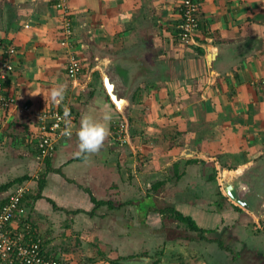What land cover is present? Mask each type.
Returning <instances> with one entry per match:
<instances>
[{"label": "crops", "instance_id": "crops-1", "mask_svg": "<svg viewBox=\"0 0 264 264\" xmlns=\"http://www.w3.org/2000/svg\"><path fill=\"white\" fill-rule=\"evenodd\" d=\"M61 1L68 11L58 6ZM183 2L0 0V65L6 48L11 45L17 48L14 70L6 82V91L17 97V104L0 109V185L30 175L21 185L15 182L0 192V206L16 186L25 187L27 194H36L44 166L32 134L38 129V115L56 110L65 102L72 103L77 112L72 136L58 143L53 157V168L62 172H49L43 197L33 201L31 207L26 206L24 222L12 223L20 229L28 224L32 235L43 240L44 251L49 256H56L66 264H98L100 256L89 262L82 260L71 240L58 237L62 228L81 233L82 243L78 247L81 251L88 250L84 238L93 216L97 215L107 223L98 230L101 243L110 244L113 249L111 257L106 259L108 264L136 256L151 257L154 264H243L244 253L236 252L232 263L234 254L222 250L215 242L202 251L199 244L193 252L166 251L172 255L167 256V240L159 233L163 231L161 215L153 212L145 219L134 204L145 199L147 193L158 197L169 186V182L156 189L152 186L166 181L150 174L151 167L156 165L154 156L158 154L156 150L151 154V149L154 145L156 149L160 147L155 132L160 131L164 142L168 141V146L176 151L179 145L184 146L180 140L183 135L196 136L191 145L197 149L204 142L205 145L211 141L219 143L216 128L221 123L210 119L208 125L202 120L199 125L207 129L201 134L196 127L199 116L224 119L225 125L227 117L243 116L250 126L254 123L248 117H253L264 128V0H201L199 29L190 44L178 38ZM67 14L69 18L65 19ZM66 20H70L73 32L69 44H63ZM72 52H76L85 68L79 83L73 82L67 72ZM103 68L110 72L111 81L118 87H127L123 100L128 120L118 118L121 113L106 88ZM114 71L118 76H114ZM61 84L65 86V96L59 102L53 101L51 91ZM105 104L114 114L109 135L98 153L86 157L79 153L78 147L81 117ZM122 120L128 125L127 143L118 138L116 125ZM145 132L152 134V142L148 143ZM249 142V148L257 153L264 149L263 135H253ZM150 144L153 146L149 147ZM141 153L144 159H140ZM175 153L173 162L199 158L194 154L187 157L182 149ZM196 166V163L188 165L181 180L191 179L194 174L190 169ZM142 190L144 195H140ZM198 193L193 186L180 188L167 200L185 207L194 206L192 211L189 207L182 210L190 211L200 225L210 227L207 222L215 223L222 217L214 212L213 198L196 199L201 197ZM217 194L221 195V191ZM92 196L113 204H126L113 209L101 206L97 209L99 213L96 210L95 215H90L94 207ZM51 201L59 208L55 209ZM226 206L231 207L230 202ZM73 210L79 211L72 213ZM225 227L219 230L221 239V232L230 228ZM109 228L114 233L112 241L106 238L111 233ZM135 229H141L140 234L146 230L160 234L159 244L165 245L164 250L161 247L164 256H153L149 248L136 252L132 241ZM144 238L150 240L151 235ZM191 240L201 242L198 237ZM151 243L147 245L150 247Z\"/></svg>", "mask_w": 264, "mask_h": 264}, {"label": "rangeland", "instance_id": "rangeland-1", "mask_svg": "<svg viewBox=\"0 0 264 264\" xmlns=\"http://www.w3.org/2000/svg\"><path fill=\"white\" fill-rule=\"evenodd\" d=\"M68 18H69V15L67 14V16H65V19H68ZM70 46L72 47L73 45H70ZM72 53H76V52H72ZM82 65L84 66L83 63ZM80 78L73 79L72 81L75 83L77 82L79 83ZM75 83H72L73 86H75ZM249 91H252V88H249ZM13 96L15 97L16 104H17V97L15 95ZM26 110L29 113L31 112L29 107H26ZM34 116L35 115H33L32 117ZM199 117L200 118L197 119L198 125L200 122L203 123V121L208 124V121L210 119H212L214 122L218 124L221 123V126L216 128L217 135H218L217 140L219 141L217 145L213 143L214 141L206 143V145L204 142L203 146H200V148L197 149L195 146L191 145V142L196 140L195 138L196 136H193L194 138L193 137L191 138L189 136L183 135L184 136L183 139H180V140L183 142L184 146L180 148V145H179L178 149H176L175 151L174 148H171L170 146H168L169 145L168 141L164 142V139H163L164 136L161 135L160 131L155 132L158 135L159 139L157 138V140L160 143V147H157L156 149L154 148L156 147L154 145L153 149H151V154L152 152H154V150L158 151V154H155L154 156V159L156 157V161H155L156 165L154 167H151L150 174L153 175L152 177H155L157 174L158 177L161 176L163 178H166V180L168 179L167 182H169L167 184L169 185L167 190H165L164 188L163 193L159 194L158 196L159 203H160L159 205L165 206V205L170 204L171 198L174 197L172 193L175 192V190H179L180 188L184 189L185 187L188 188L192 186L195 187V189L199 191L198 194L201 195V197H196V199L205 198L206 200H210L212 197L213 202H215L216 200L220 201L222 200V197L221 195L217 193H219V191H223V186L222 184H220L221 182H219V180H220V176H222V174L225 171H231V172L241 171L242 174L239 175V177L241 176L245 178L252 177V173L255 174L254 177L259 179V183H258L259 185L252 178L251 179L252 186L256 188V190L259 187L262 188V190L260 191V197H258L255 203L256 204L262 203V205L260 206L259 209L253 206L252 209H254V211L252 213L250 212V210L245 209L244 212H242L239 215V218L235 222L236 224L234 225V227H230L224 230L223 232H221L220 236L222 237V239H224L226 244L229 245L234 250V253L237 252L240 255L244 253V256H243L244 259H242L243 264H264V149L262 150L260 149L261 151L257 153L253 151L252 148H249V144H250L249 139L253 135H259V136L263 135L264 136V131H262L264 130V128L257 125L258 122L257 121L254 122L253 117H248L249 120H251V123H254L253 126L248 125L250 123H246V119H245L246 117H243V116L237 117L234 115L233 117H227L226 125L224 124V121H225L224 119L221 120L215 116L204 115L202 117L201 116ZM157 126L159 127V125ZM196 127L199 129V131H201V134L203 133L202 132L203 130L207 129L206 126H202L201 124ZM145 135H146L145 138L148 141V143L152 142L151 140L154 138L152 134L150 132H145ZM211 136L213 137V134ZM244 138H247V139L246 141L243 142ZM152 146H153L152 144L149 145V147H152ZM179 148L182 149L185 153L188 151L186 153L187 157L191 156V154H194V156L199 155L198 156L199 158H197L196 168L190 169L193 171L194 176L191 179H184V180L180 179V182H178L175 179V176H176V173L174 170L175 162H173V160H175L174 157H176V156L173 157V153L177 152V150H180ZM254 149L256 150V148ZM139 157L140 159L145 158L142 156V153ZM213 166H217L219 170L218 172L219 175H218V179H216L213 182H210L209 180H207L206 176H208L210 173H213L212 171ZM228 166H231V167L238 166V167L234 169H230V167ZM182 167H184V165H180V168H181L180 170L183 169ZM243 173L245 176L243 175ZM251 183L249 182V188L251 186ZM220 185L222 189L220 188ZM143 193L144 192L142 190L140 195H144ZM242 194L243 192H241V195ZM167 198L170 200H167ZM97 212L99 213L98 210ZM256 212H258L257 216H256ZM87 216L90 217V215L88 214ZM96 216H93V220L89 228V233L86 234L87 237L85 238L83 237L84 239L88 241L86 245L83 242L85 247L88 250L82 249L81 251V249H79L78 247L82 243L80 241L82 237L81 233L79 234L78 232H74V231H67V230L65 231L62 228L58 234V237L64 238L66 236L68 242L71 240L74 244V245L71 244L73 248L77 250V253L78 252L81 253L82 260L84 259L89 262L91 261V258L100 256L98 264H108L109 260H106V259H108V257H111L112 252H110V250L113 251V249H110V246H111L110 244L107 245V244L101 243L102 236L98 233L99 232L98 230L102 228L104 225H107V223L103 221V219H101L100 217H96ZM108 225L109 227H111L110 222H108ZM161 229H163L162 232H159L161 235L158 233H155V231H150V230H146L144 234H140L142 230L135 229L134 235L132 236L133 237L132 241L134 242L133 246L136 249L135 251L138 253H141L143 252V250H146L147 248H149L150 249L149 251L153 256L159 257V256H164L163 255L164 252L163 251L161 252V250L163 249L165 245L166 246L168 245L167 246L168 248H165L167 249L165 250V253L167 256L172 257V255L168 254L171 250L175 251V249H177L178 251H181L184 249L186 252H193L195 251L194 247L198 246L199 244V248L202 251L203 249L205 250L211 244V243L207 244V242L205 241L190 242L192 241L191 237H194V238L198 237L197 232H193L189 230L186 227V225H184L183 223L179 221H175V220L167 221V225L163 228L161 227ZM110 231L111 233L108 234L106 238L107 240L112 241L114 239V233L112 229ZM147 235H151L150 240L144 238V236H147ZM159 235L161 236L162 239L164 238L165 240H167L166 244L164 242L165 245H163L162 242L161 244H159V242L162 240L159 238ZM175 236L177 238H174ZM209 236L212 237L213 235L209 234ZM170 241L172 243H170ZM147 242H152L150 247L147 245ZM95 244L100 247L95 246ZM166 251H168V253ZM245 256L247 258H245ZM232 257L234 260H231V262L233 263V261L236 260L235 259L236 256L232 255ZM149 264H154V260L152 259Z\"/></svg>", "mask_w": 264, "mask_h": 264}, {"label": "built area", "instance_id": "built-area-1", "mask_svg": "<svg viewBox=\"0 0 264 264\" xmlns=\"http://www.w3.org/2000/svg\"><path fill=\"white\" fill-rule=\"evenodd\" d=\"M58 6L68 11L64 2H58ZM201 0H184L182 8V21L179 25L178 38L184 44L194 41L196 32L199 29V11ZM66 34L63 44H69L72 35L70 20H66ZM17 54V48L11 45L5 51V57L0 65V109H8L16 104V99L6 91V82L14 70L13 59ZM84 66L76 53H71L67 64L69 77L80 78ZM65 110L68 117L64 116ZM38 129L34 132L33 138L38 140L39 155L43 161L47 157H54L58 143L61 140L72 136L73 126L77 115L73 112L70 102L53 111H43L38 115ZM120 142L129 141L128 125L122 120L117 125ZM71 131V135H66ZM26 192L25 187L19 186L12 191L0 206V264H64L61 259L47 258L43 250L42 239L35 238L28 224L24 228H15L12 223L16 220L25 221L26 208L21 204L22 197Z\"/></svg>", "mask_w": 264, "mask_h": 264}, {"label": "trees", "instance_id": "trees-1", "mask_svg": "<svg viewBox=\"0 0 264 264\" xmlns=\"http://www.w3.org/2000/svg\"><path fill=\"white\" fill-rule=\"evenodd\" d=\"M3 44L5 45V41H3ZM6 50H7V48H6ZM12 73H11V75H12ZM70 104L72 106L73 112L77 114V112L74 109L73 104L72 103H70ZM118 118L124 119L122 114H120ZM130 120L132 121L131 118H130ZM34 140H35V150L39 154L38 140L37 139H34ZM52 163H53V156L47 157L44 160V167H43L42 171H40L39 177H38V185L39 186H38V189L36 191V194H32V193L27 194L26 192L24 193V195L22 197L21 204L25 208H27L26 206L31 207V205L33 204V201H36L37 199L43 197V192H44L45 186L47 184V175L49 174V172H60V173L62 172L61 170L53 168ZM195 163H197V159H195V158H191V159H188L186 161L175 162L174 163V170L176 173L175 179L177 181H179L183 177V175L186 173L185 168L188 165L195 164ZM180 165H184V168L182 170H180L181 169ZM228 167H230V169H234V168H237L238 166H235V167L228 166ZM212 171H213V173H211L209 179H207L210 182L218 179V175H219L218 174L219 170H218L217 166H213ZM27 179H30V175L23 176V177L15 180L11 183L0 185V192H4V191L8 190L15 182L17 184L21 185ZM165 183H167V180L166 181H158V182L154 183L153 189H156L157 187L162 186ZM17 187H19V186H16L15 189ZM221 197H222V200H220V201L217 200L216 202H214V206L216 209L214 212H216V214L218 216H221L222 219H220V220L218 219V221L215 223L214 222H209V223L207 222V225L210 227H204L203 225H200L199 221L195 218V216H193V214L189 213L190 211L185 212L182 210V208L186 209L187 207H189V210L192 211L194 209L193 208L194 206H192V205H188V206L186 205L187 207H185L184 204L182 205V204H177V203H170V204L165 205V206H160L159 205L160 204L159 198L152 193H147V196L145 197V199L142 198L140 200H136L134 204H137L139 210L142 211L145 219L149 216L150 213L156 212V213L161 215V221H162L163 227H165L167 225V221H170V220L179 221V222L183 223L184 225H186V227L189 230H191L193 232H197L199 240L206 241L209 243L215 242L219 245V247L222 250H225L229 253H232L235 256L236 253H234V250L219 237V232H220L219 230H221L223 226H226L225 228L233 227L236 224L235 222L238 220L239 215L242 212H244L245 209L242 208L241 206L237 205L233 201H231L229 199V197L226 194H224L223 191H221ZM91 200L94 203V207L91 211H89L90 215H95L96 210L98 208H100L101 206L107 205L109 209H113V208L118 207V206L122 207L124 204H126V203L113 204V202L110 200H103V199L98 200L94 196H92ZM51 202L53 203V206H55V209L59 208L55 201H51ZM229 202H230L231 207H228V206L225 207V204H228ZM78 211L79 210H73L72 213H76ZM69 213H71V212H69ZM209 234H212L214 237L209 236ZM35 238H37V237H35ZM42 244H43V240H42ZM43 250H44V247H43ZM45 255L47 256V258H58L56 256H49L46 252H45ZM58 259H60V258H58ZM119 259H122V258L120 257V258H118V260ZM64 264H66V263H64ZM118 264H121V263L118 262Z\"/></svg>", "mask_w": 264, "mask_h": 264}, {"label": "clouds", "instance_id": "clouds-1", "mask_svg": "<svg viewBox=\"0 0 264 264\" xmlns=\"http://www.w3.org/2000/svg\"><path fill=\"white\" fill-rule=\"evenodd\" d=\"M65 86L58 85L51 91L53 101L59 102L65 96ZM69 113L65 110L64 116L68 117ZM114 118V114L108 105L101 106L97 111L85 113L81 117V124L77 131L79 153L86 157L98 153L110 131V122ZM66 135H71V131H67Z\"/></svg>", "mask_w": 264, "mask_h": 264}, {"label": "water", "instance_id": "water-1", "mask_svg": "<svg viewBox=\"0 0 264 264\" xmlns=\"http://www.w3.org/2000/svg\"><path fill=\"white\" fill-rule=\"evenodd\" d=\"M102 72L104 75L103 79H104L106 88L109 94L111 95L113 102L115 103L117 109L122 114V116L128 120V115H127V111H126L124 100H123L124 98L123 94H125L127 87H124V85L118 87L115 83H113V81H111L110 79V72L107 73L105 68H103ZM113 74L114 76H118L116 71H114ZM241 174H242L241 171H233V172L225 171L222 174V176H220V182L223 186V191L233 202H235L236 204L244 208H247L245 200H243L241 197V191H243L242 195L245 196L247 194V191L249 190L245 191L243 188H239V186L237 187L236 184L234 183L236 182L238 185L239 182L245 179V177H241V178L239 177V175ZM235 190L237 191L235 192ZM151 260H152L151 257L136 256V257H131L128 259H123L121 260V263L122 264H149Z\"/></svg>", "mask_w": 264, "mask_h": 264}, {"label": "flooded vegetation", "instance_id": "flooded-vegetation-1", "mask_svg": "<svg viewBox=\"0 0 264 264\" xmlns=\"http://www.w3.org/2000/svg\"><path fill=\"white\" fill-rule=\"evenodd\" d=\"M243 175H244V173H243ZM254 175L255 174L252 173V177L245 178L244 180H242L241 182H239L238 185H237L236 182H234L237 187L239 186V188H243L245 191L250 190V192L247 191V194L245 196L241 195V197H242L243 200H245L246 207H247V208H244V207H242V208L247 209V210H250L251 213L254 211V209H252L253 206H255L257 209H259L260 206L262 205V203L261 204H256L255 203V201L258 199V197H260V191L262 190V188L259 187L256 190V188H254L252 186V183H251V179L252 178H253V180H255L257 182V184L259 183V179L256 178V177H254ZM240 178H241V176H240ZM249 182L251 183L250 188H249ZM251 188H253V189H251ZM236 191L237 190H235V192ZM241 192H243V191H241ZM257 215H258V212H256V216Z\"/></svg>", "mask_w": 264, "mask_h": 264}]
</instances>
